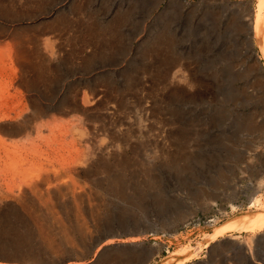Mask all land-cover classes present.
I'll return each mask as SVG.
<instances>
[{
	"label": "rangeland",
	"instance_id": "obj_1",
	"mask_svg": "<svg viewBox=\"0 0 264 264\" xmlns=\"http://www.w3.org/2000/svg\"><path fill=\"white\" fill-rule=\"evenodd\" d=\"M260 3L264 13V0H0V88L11 69L30 85L38 72L28 95L87 102L110 128L96 136L105 151L58 166L61 179L28 185L36 169L0 166V264H140L147 254V264H165L180 245L201 248L186 264H264V232L205 243L215 227L264 208V58L247 42ZM21 47L38 53L25 71ZM5 139L11 154L48 150L35 135ZM56 149L76 161L88 152L85 143ZM218 209L228 215L216 226L187 229Z\"/></svg>",
	"mask_w": 264,
	"mask_h": 264
},
{
	"label": "bare ground",
	"instance_id": "obj_2",
	"mask_svg": "<svg viewBox=\"0 0 264 264\" xmlns=\"http://www.w3.org/2000/svg\"><path fill=\"white\" fill-rule=\"evenodd\" d=\"M260 5H261V3L259 4V6ZM262 6L263 5H261V8H259V11L257 10V13L255 15L253 37L256 40V43L259 46L260 52L264 58V13L262 10L263 9ZM251 31H252V29H251ZM37 45H38V43H37ZM23 47H24V45H23ZM18 50H20V49H18ZM33 51H35V50H33ZM33 51H31V52H33ZM6 52H8V51H6ZM35 52L32 55H30L25 50H23L21 47L20 52L17 53L15 60H16L17 64L19 66H21V68L24 71H25V69L26 70L28 69V68H26L28 63L29 64L35 63V61H34L35 56H36V54H38L37 52L35 54ZM7 54H5V55L7 56ZM6 56H4V57H6ZM0 58H2V57H0ZM2 60H4V59H2ZM36 60H38V59H36ZM5 65H6L5 62L0 60V68H2V71L6 68ZM3 67H4V69H3ZM36 68L38 70V67H36ZM12 70H14V69H11V77H10L11 81H10V83H8V85L5 86V88L4 87L0 88V166L3 165V167H5L7 169H13V170H15V172L20 171L24 168L36 169L37 172L34 171V174L32 173L33 175L31 173H30V175L27 174V176L23 179L25 183H27V184L30 183L28 185H31L32 182H34V181H35L34 184H37L39 182L40 183L44 182L43 179H45V176L51 177L52 174L55 175L54 177H57L58 179L63 178L67 173H64L65 175H63L64 171L57 170L58 166L62 170L67 171L68 169L74 168L76 166L77 162L81 163V164H85V166L88 163H90L89 162V160L91 159L90 157L93 155V152H96V150L99 148L95 145V142L98 141V140L96 141V136H98L102 131H105V129H110V128H108L107 124H105V126H104L102 123H98V121H96L97 119L93 120L94 118H92L91 117L92 115L90 114L91 110L89 111V109H88L91 106L87 102L86 103L84 102V104H78L77 102L76 103L71 102L72 104L67 103L65 106H63V104H62V107L61 106L57 107V106H52V105L49 106V104L48 105L42 104L41 101H38L36 99V96L28 95V93H30V90H32V91L34 90V87H35L34 84L39 80L40 74L38 72H36L34 74L33 83H31V85H30V83H28L29 80H27V78L25 77V74H22L23 77H21V76H19V73L16 70L13 72H12ZM33 72H35V71H33ZM0 73H2V72H0ZM6 74L8 75V73H6ZM2 75H4V74H2ZM36 85H38V84H36ZM35 88H37V87H35ZM84 101H87V100H84ZM92 110L94 111V114H95V112L96 113L100 112L99 108H96V109L92 108ZM55 113L60 114L62 117L66 118V119L63 118V119H61V121H60V119L58 121L57 117H55ZM109 113L110 112L108 111V114ZM102 115L103 114H101V116ZM111 115L112 114H110V117H111ZM46 116H49L50 121L48 119V121L47 120L44 121V122L47 121L46 123H43L42 120H44L43 118ZM104 116L106 117L107 115L105 114ZM67 118L70 120H68ZM106 119H108V118L106 117ZM113 125H115V124H113ZM45 130H47L49 132L48 136L43 135ZM47 131H45V132L47 133ZM70 132L73 134L74 137H75V135H77L79 137V138H77L78 140L73 139V140H71V142H68V136H69ZM34 135H35L36 139L39 140V142H44V144L46 143L49 151L44 150L39 145H32L34 147V148L32 147L33 148L32 150H33V152H35V154H33L34 155L33 157L28 156L29 153L28 154L25 153V155L24 154L20 155V154L15 153V152L13 154L9 153L10 150L7 149L8 144H7V141L5 138H8V137L22 138V139H25L28 141V140H31L32 136H34ZM18 140H20V139H18ZM18 142H15V143H18ZM15 143H12V144H15ZM77 143H78V145L85 143L87 151H88V152H86L87 155H81V157L77 161L73 157L71 158V156L69 158L68 155H60L58 150L56 149V146H59V145H61L62 148H69L71 146H76ZM100 144H102V143H100ZM28 145H30V144H28ZM97 145H98V143H97ZM12 146H16V145H12ZM17 146H16V148H17ZM22 147H24V146H22ZM95 147H97L96 150H95ZM101 147H102V145H101ZM116 147H117L116 150L119 152L120 151L119 146H116ZM27 148H29V147H27ZM18 149H19V147H18ZM59 149H61V148H59ZM76 150H78V149H76ZM99 150L105 151L104 148H99ZM4 151H6L5 156L2 155ZM19 152H21V151H19ZM28 152H31V150H28ZM67 152L71 153V151H69V150ZM121 152L122 151H120L119 153L121 154ZM83 154H85V153H83ZM100 154H102V152H100ZM78 156L79 155H77V157ZM36 157H39L40 160L36 161L35 160ZM94 157H95V155H94ZM91 161H92V159H91ZM89 171H90V169H89ZM29 172H32V171H29ZM69 174H70V172H69ZM66 176H68V175H66ZM53 179L56 180V178H53ZM36 181H38V182L36 183ZM47 182H48V180H47ZM51 184H53V183H51ZM70 184H71V181H70ZM62 187H64V186H62ZM67 189H69V188H67ZM257 192L258 191H256V193ZM21 193H22V191H21ZM259 196L253 197V199L251 200L252 203H251L250 208H255L256 206H258L260 204L261 201L259 199ZM232 209L234 211L237 210V208H235V207H233ZM209 225L210 226H216L215 223L213 225L212 224H209ZM234 232H236V233L247 232V233L252 234L253 236H256L257 234H261L262 232H264V208L256 209V211H249V212L240 214V215L236 216L235 218H232L231 220H229L225 224L215 227L213 229V234L212 235L208 234L205 243H207L208 247H209L211 243L216 242L217 238L225 237V236H227V234L234 233ZM237 238H238L237 236H232L231 240L235 241V240H237ZM247 247H248L247 251L252 255L253 254L252 246L249 245ZM190 248L191 247L184 248V247H182V245H180L178 247V249L172 254L171 258L168 259L167 262H165V264H186L188 262H191L192 259L195 257V255L196 254L198 255L199 249H201V248H200V245H198L193 250H192V248L191 249ZM140 256H138V257L140 258ZM132 257H134V256H132ZM147 257H148V254L146 256V259H147ZM128 258H131V257H128ZM128 258H127V260H128ZM130 260H132V259H130ZM71 261H70V263L68 262V264H82V261L80 262V260L78 262H75V261L71 262Z\"/></svg>",
	"mask_w": 264,
	"mask_h": 264
},
{
	"label": "built area",
	"instance_id": "obj_3",
	"mask_svg": "<svg viewBox=\"0 0 264 264\" xmlns=\"http://www.w3.org/2000/svg\"><path fill=\"white\" fill-rule=\"evenodd\" d=\"M228 214L227 213H224V212H222L221 210H217L216 212H215V216H213V217H211V218H206L204 221H202V220H195V221H193L192 223H189L188 224V226H187V229H189L190 227H193V226H195L197 223H198V225L200 226V225H204V226H206V225H209V224H216L217 222H219V221H221L223 218H225V216H227Z\"/></svg>",
	"mask_w": 264,
	"mask_h": 264
},
{
	"label": "water",
	"instance_id": "obj_4",
	"mask_svg": "<svg viewBox=\"0 0 264 264\" xmlns=\"http://www.w3.org/2000/svg\"><path fill=\"white\" fill-rule=\"evenodd\" d=\"M250 11H253L252 9H250ZM252 39H253V32L252 31H250L249 32V36L247 37V42H248V45H249V47L252 49ZM252 56L254 57V58H256L255 56H254V51H253V49H252ZM260 70L263 72V69L261 68V66H260ZM108 237H103V238H99V239H97L96 241H95V244H94V247H97V246H99L103 241H105L106 239H107ZM105 252V250L103 251V252H101L100 253V255L98 256V258H97V261H99V259H100V257L103 255V253ZM150 257H151V255L150 254H148V257H147V259L144 261V262H142V263H140V264H147L148 263V261H149V259H150ZM96 261V262H97Z\"/></svg>",
	"mask_w": 264,
	"mask_h": 264
}]
</instances>
